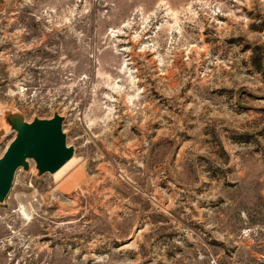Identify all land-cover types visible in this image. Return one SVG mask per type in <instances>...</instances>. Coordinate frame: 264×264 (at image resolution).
Wrapping results in <instances>:
<instances>
[{
	"label": "rangeland",
	"instance_id": "374dc122",
	"mask_svg": "<svg viewBox=\"0 0 264 264\" xmlns=\"http://www.w3.org/2000/svg\"><path fill=\"white\" fill-rule=\"evenodd\" d=\"M0 103L76 158L17 170L0 264H264V0H0Z\"/></svg>",
	"mask_w": 264,
	"mask_h": 264
},
{
	"label": "water",
	"instance_id": "95a60500",
	"mask_svg": "<svg viewBox=\"0 0 264 264\" xmlns=\"http://www.w3.org/2000/svg\"><path fill=\"white\" fill-rule=\"evenodd\" d=\"M0 142L15 131L0 156V202H4L13 186L16 172L23 167L31 169L35 161L37 175L55 173L75 154V146L68 142L64 128L65 115L55 110L51 116L27 119L22 110L0 103Z\"/></svg>",
	"mask_w": 264,
	"mask_h": 264
},
{
	"label": "bare ground",
	"instance_id": "6f19581e",
	"mask_svg": "<svg viewBox=\"0 0 264 264\" xmlns=\"http://www.w3.org/2000/svg\"><path fill=\"white\" fill-rule=\"evenodd\" d=\"M76 162V158L72 157L71 159H69L61 168H59L56 172L55 175L56 176H61V174L63 172H65L67 169H69L72 165H74V163ZM76 164V163H75ZM63 175V174H62Z\"/></svg>",
	"mask_w": 264,
	"mask_h": 264
}]
</instances>
